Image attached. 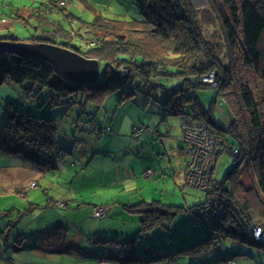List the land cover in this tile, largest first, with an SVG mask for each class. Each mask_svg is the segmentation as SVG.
Returning a JSON list of instances; mask_svg holds the SVG:
<instances>
[{"label": "trees", "instance_id": "obj_1", "mask_svg": "<svg viewBox=\"0 0 264 264\" xmlns=\"http://www.w3.org/2000/svg\"><path fill=\"white\" fill-rule=\"evenodd\" d=\"M131 1L135 7L130 19H111L99 14L92 22H83L76 33L85 40L84 48L56 41L60 35L66 38L75 30L60 29L56 35L47 33L31 39L57 44L105 62V77L97 84L70 83L48 63L0 52V88L9 81L10 85L23 88L27 84L31 88L39 87L47 94L45 99L35 101L34 109L15 102L6 106L0 127V151L20 156L43 171H54L58 161L71 155L72 150L59 142L58 121L52 118L51 108L73 105L82 99L105 100L104 105L111 96L117 99V104H134L142 97L145 104H157L158 113L165 120L180 117L182 123L189 119L193 124L207 125L219 145L216 160L228 148L235 158L242 160L245 171L252 168L250 186L236 178L234 159L221 181L214 179V170L211 186L225 201L223 214L214 219L209 229L218 231L231 243L264 249V244L243 234V227L251 225L254 218L264 221V0H207L209 6L205 11H197L191 0ZM57 2L60 3L52 0L45 6L63 11L58 9ZM111 35L115 36L111 43L89 48L90 42L97 41L95 37L104 42ZM121 68H126L128 74L120 71ZM211 72L217 74L219 87L213 90L214 97L207 109L200 92L210 89V82L204 79ZM225 100L232 104L228 124L218 122L212 112L215 103L223 107ZM92 132L98 135V128ZM182 150L185 151V142ZM31 189L35 188L30 185L26 191ZM204 203L195 207V225L204 211L201 210ZM126 208L139 214L141 230L134 240L120 244L121 264L175 261L182 256L201 260L198 264H223L238 256L239 251L247 254L248 249L242 246L237 251H229L227 247L224 251H211L209 233L199 225L196 226L203 230L200 240L176 253L158 252L153 246L162 238L157 235L159 229L168 231L184 208L156 201H142ZM57 230L54 238L66 239V228ZM139 240L143 242L135 248Z\"/></svg>", "mask_w": 264, "mask_h": 264}, {"label": "rangeland", "instance_id": "obj_2", "mask_svg": "<svg viewBox=\"0 0 264 264\" xmlns=\"http://www.w3.org/2000/svg\"><path fill=\"white\" fill-rule=\"evenodd\" d=\"M51 1L0 0V40L19 39L21 42H36V40L31 39L43 36L45 31L54 33L60 31V29L68 32L75 30L72 35L66 37L68 39L60 35L56 41L59 44L69 43L73 47L82 46L84 48L85 40L76 33L83 22H92L95 16L99 14L111 19H130L135 7L131 0H59L60 3L65 2V5L62 6L57 2L59 4L58 9L62 8L64 10H55L57 12L55 14L45 8V4H49ZM191 1L197 11L208 9L207 0ZM210 35V32L207 31L206 36L209 37ZM95 39L97 40L95 42L97 47L101 44L100 47L102 48L109 42L111 43L115 36H106L104 42H99L98 37H95ZM105 68L106 64L102 62L100 70L103 79ZM120 71L128 74L126 68H121ZM216 75L215 72H211L208 80L204 79V81H209L211 86H209L210 89L201 90L200 92L201 102L207 109L210 108L211 100L214 97L213 90L219 87ZM9 83L8 81L0 88L1 128L3 127V119L8 104L15 102L19 105L25 104L26 108L34 109L36 106L35 101L40 98L45 99L47 96L46 91H40L39 87L31 88L27 84L23 88L18 84L10 85L11 83ZM141 98L138 97V101H135L134 104L130 102L117 104V99L111 96L103 105L105 100L103 102L90 101V103L80 97L82 100L73 105L51 108L52 118L58 121L59 142L67 150H74L79 159L70 154L67 158L60 159L58 169L45 176L36 177L38 187L35 189L26 191L35 182L29 180L27 186L19 188V193L15 192L13 186H11L10 173L4 174L3 171H10V169L12 172L18 171L17 164L19 161L13 156L5 158L2 155L3 158L0 159V169H2L0 180L4 178L7 184H1L0 182V264L13 263L11 261L13 259V247L17 245L16 241L20 233L33 236V232L37 233L39 230L49 228L46 221L51 215V210L48 209L47 205L51 200L57 202L60 216L64 217L66 215L61 218V223L66 224L77 235L83 233L91 235L83 246L92 250H84L83 252H105L107 250L106 245L109 244L100 242L96 236H101V233L105 236L106 231L112 229L113 225L116 232L119 230V233L125 234V239L134 238L137 228L135 221H129L125 217V215H132V212L125 207L130 203L135 204L142 201L151 203L157 200L156 202L165 205L184 208L180 210L175 222L170 226L171 245H177L192 239L195 235L192 228L196 232L203 231V227L194 228L195 212H192L190 208L204 200L205 194L207 200L204 201L201 210L215 209L218 205L217 201L222 200L224 202L225 198L221 197L213 187L208 193H203L200 190L186 186L182 171V160H186L188 157L184 150H182L184 157L179 158L180 149L184 148L181 118L170 117L165 120L158 113L157 104L154 102L145 104ZM20 99H23V101ZM231 106L232 104H228L227 101L223 107L215 103L212 107L215 119L222 124H228L232 118ZM49 110L47 111L49 112ZM112 120H116L114 128L111 125ZM95 128L96 130L98 128V135L92 132ZM135 136L145 137L143 144L139 145V139ZM213 136L216 140L214 134ZM230 151L227 148L219 154L214 169V179L221 181L232 167L234 159L237 170L236 178L243 180L246 186H250L254 175L252 168L245 171L242 160L235 158V154ZM81 161L85 165H81ZM86 164L88 166L85 168ZM173 169L176 171L175 173ZM153 172L154 176L152 175ZM23 175L25 174H18V182L23 183L25 181ZM126 176H129V181H126ZM152 176L153 178H150ZM122 182H124L125 187L135 182L137 191H122L125 189L120 186ZM101 183H104L105 186ZM74 199L82 202L86 201L85 208L88 209L89 207L93 208L91 205L105 204L104 206L110 207L111 215L100 220L90 218L89 214H85L84 211H82L83 214L76 213L73 211L76 207L73 204ZM63 203L70 206L66 207ZM219 206L220 209H224L222 204H219ZM199 220L201 221L200 218ZM253 223L264 225V221L258 218H254ZM159 230H161L159 236L161 237L162 233L164 241L167 242L169 233L163 229ZM186 231L189 232L185 235ZM243 234L251 236L250 233ZM92 238L95 239L91 240ZM209 238L208 244L211 251H214V249L224 251L226 247L229 251H237L240 246L248 249L247 254L239 251L238 256L235 255L233 259L223 264H228V262L234 260L236 264H264V249L231 243L214 229L212 230V236H209ZM19 239H21V236ZM142 242V240H139V247ZM259 242L264 244V242ZM33 244L36 245L37 243L34 242ZM111 249L113 252L116 251L112 245ZM80 253L71 252L61 257L64 258V263L70 262L69 264H98L89 256H81ZM211 256H214L213 252H211ZM50 257L54 258L56 255H50ZM165 261H168V259ZM190 261H192V258L182 256L175 264ZM170 262L174 264V261Z\"/></svg>", "mask_w": 264, "mask_h": 264}, {"label": "crops", "instance_id": "obj_3", "mask_svg": "<svg viewBox=\"0 0 264 264\" xmlns=\"http://www.w3.org/2000/svg\"><path fill=\"white\" fill-rule=\"evenodd\" d=\"M45 8H47V7L45 6ZM47 10H51L52 13L57 14V12L53 11L51 8H48ZM47 33L56 35L57 32L51 33L50 31H45L44 34H47ZM18 41H20V40H18ZM29 42H31V41H29ZM36 42H38V41H36ZM111 125L114 128L115 125H116V120H112L111 121ZM119 128H121V127H119ZM144 138L145 137H142V138L138 137V139H139L138 142H140L139 145L143 144V142L145 140ZM173 153H175V151H173ZM2 155L5 158H9V156H13L19 161L18 164H17L18 171L15 170V171L12 172L11 169H10V171L9 170L8 171L7 170L3 171L4 174H6V173L9 174L10 173V175H11V178H10L11 186H13L15 192L19 193V188L27 186L29 180L30 181H37L36 177L45 176V175L49 174L50 172H52V171H50V172L49 171H43L40 168L29 164L28 162H26L20 156H17V155H6V154H4L3 152L0 151V159L3 158ZM71 156H74L75 158L77 157V155L74 153V150H72ZM67 157H68V155L66 157H64V158H67ZM183 157H184V155H183V151H182V148H181L180 149L179 158L181 159ZM182 161H183L182 171H183L184 176H185L188 160L186 159V160H182ZM185 163H186V167H185ZM58 164L59 163H57V169L59 167ZM83 164H84V162L81 161V165H83ZM19 166H20V168H19ZM76 166H78V164H76ZM87 166H88V164H86V166H84V167L86 168ZM1 170L2 169H0V171ZM173 172L175 173L176 171L173 169ZM18 174L19 175L20 174H25V175H23V177L25 179V181L23 183L18 182V180H17ZM165 174H167V173L165 172ZM152 175L154 176V172H153ZM153 176L150 177V178H153ZM23 177H20V178H23ZM126 178H127L126 181H129V179H130L129 176H126ZM145 178H148V177H145ZM0 182H1V184H7V182H6V180L4 178H2V180H0ZM37 183H38V181H37ZM104 183H101V184L105 186ZM134 183L131 184V185H127V187H125L124 186V182H122L120 186H123L125 188L122 191H124V190L126 192L137 191V187L135 186ZM80 198L82 199V197H80ZM154 201H157V200H154ZM204 201H205V198H204V200L200 201V203H202ZM73 204H75V206H76L74 208V210H73L74 212L82 213V214L85 212V214L86 213H87V215L89 214L90 218L96 219L95 217L92 216V208L91 207H89V209L87 207L85 208L86 201L82 202V201H80L78 199H74L73 200ZM133 204L134 203L127 204V205H125V207L128 206V205L129 206L133 205ZM199 204L191 207V208H193L192 212L195 211V209H196L195 207L199 206ZM63 205H65L66 207L68 206L67 203H63ZM100 205H105V204H96V205H91V206L94 207V206H100ZM47 207H48L49 210H51V212H50L51 215H50L49 219L46 221V223L48 224L49 228L39 230L37 233L33 232L32 233L33 236H29L27 233H25V234L24 233H20L18 235V237H17L18 240L16 241L17 248H16V246L13 247V250H14L12 252L13 259H11V261H13V264H69L70 262L64 263V258L61 257V256L64 255V254H70L71 252H74L76 254L81 252L80 253L81 256H85L86 257V255H87V256L90 257V259L95 260L98 264H121L120 261L118 260V252H117V251H120V244L131 242L132 240H134L136 238V236L139 234V232L141 230V223H140L141 219H140L139 215H133V214H136V213H132V215H129V216L125 215L127 220L132 221V222L135 221L134 223H135L137 228H136V233H134L135 234L134 238L128 239V240L125 239L126 238L125 234L124 233H119V230H118V232H116L115 229H114V225H113L112 229H109V231H106L105 236L102 233L100 234L101 236H96L98 238V240H101L100 242H102L104 244H109V245H106L107 246V250L105 252H101V251L98 252V253H96V252H83L84 250H88V251L92 250V249H87V247L83 246L84 244H86L87 238L90 239L91 235H88L87 233H83V234L77 235L76 233H74L72 231V229L70 227L66 226V224L61 223V218H64L66 215L64 217L62 215L60 216L59 209H58L59 206L57 205L56 201H54V200L49 201ZM71 210H72V208H71ZM82 211H84V212H82ZM110 215L111 214H109L107 217H105L103 219H106V218L110 217ZM81 217H83V216H81ZM85 218H88V217H85ZM132 218H135V219H132ZM103 219H100V220H103ZM174 222H175V220L173 221V223ZM193 222H194V228L195 229L199 228V227H197L195 225V221H193ZM57 223H59V224H57ZM61 228H66V230H67V236H66V239H64V240H59V239L54 238L57 235V233H58L57 229H61ZM170 230H171V227L167 231L169 233V238H168L169 243H168V241L167 242L164 241V235L161 234L162 238L159 239L158 241H156V242H158V244H156V245L154 244L153 247L154 248L156 247L157 248L156 250L158 252H161V253H164V254L176 253L182 247H184L185 245H188V244L193 243V242H195L197 240H200L203 237V232H196L192 228V231L195 234L192 239H189L186 242H183V243H180V244L178 243L177 245H171V239H172L171 237H172V235L170 234ZM187 232H189V231H186L185 235L187 234ZM114 233H115V235H114ZM157 235H159V234H157ZM20 236H21V239H19ZM23 236H25L26 240H24ZM146 238L147 237H145V239ZM93 239H95V238H92L91 240H93ZM34 242H36L37 244L34 245L33 244ZM111 245L115 247V249H116L115 252H113V250L111 249ZM135 248H138V243L136 244ZM50 255H56V257L51 258ZM108 256H110V257H108ZM180 258L181 257L176 259L173 263L175 264L177 262V260H179ZM200 261L201 260L192 259V261L187 262V263H183V264H198ZM153 263L154 264L155 263H162V264L163 263H166V264L168 263V264H171L170 260H168V261L164 260V261L153 262Z\"/></svg>", "mask_w": 264, "mask_h": 264}, {"label": "built area", "instance_id": "obj_4", "mask_svg": "<svg viewBox=\"0 0 264 264\" xmlns=\"http://www.w3.org/2000/svg\"><path fill=\"white\" fill-rule=\"evenodd\" d=\"M62 6L65 2L60 3ZM93 41L89 43V48L97 47ZM88 47V45H87ZM208 80V79H207ZM182 129L185 142V153L189 159V163L185 172L186 186L208 193L211 189V178L213 177L216 166V155L219 152V145L214 139L212 130L203 122L193 124L189 119L183 120ZM35 183L31 184V188H36ZM215 209L204 210L202 215L196 221V225H200L212 236V230L209 229L214 219L219 218L223 214L219 204L223 205V201L218 200ZM215 204V203H213ZM223 208V207H222ZM111 212L108 206H95L92 208V216L96 219H103ZM201 223V224H200ZM244 233H250L254 241L264 242V225L253 223L243 227ZM24 240H26L24 238ZM13 264L7 262V264ZM228 264H235L228 262Z\"/></svg>", "mask_w": 264, "mask_h": 264}, {"label": "water", "instance_id": "obj_5", "mask_svg": "<svg viewBox=\"0 0 264 264\" xmlns=\"http://www.w3.org/2000/svg\"><path fill=\"white\" fill-rule=\"evenodd\" d=\"M0 52L48 63L70 83L92 85L97 84L101 78L100 60L87 58L78 51L63 46L46 42L2 39L0 40Z\"/></svg>", "mask_w": 264, "mask_h": 264}]
</instances>
